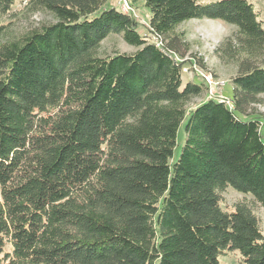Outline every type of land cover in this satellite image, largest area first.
Returning <instances> with one entry per match:
<instances>
[{"label":"trees","instance_id":"16d2710c","mask_svg":"<svg viewBox=\"0 0 264 264\" xmlns=\"http://www.w3.org/2000/svg\"><path fill=\"white\" fill-rule=\"evenodd\" d=\"M16 1L0 0V264H221L234 250L264 264V19L251 0H144L149 36L109 0H21L52 19L14 36ZM197 18L234 26L215 51L237 70L231 107L186 113L205 86L183 83L176 28ZM111 32L136 50L99 55ZM228 186L251 199L223 208Z\"/></svg>","mask_w":264,"mask_h":264},{"label":"rangeland","instance_id":"374dc122","mask_svg":"<svg viewBox=\"0 0 264 264\" xmlns=\"http://www.w3.org/2000/svg\"><path fill=\"white\" fill-rule=\"evenodd\" d=\"M211 0H200V3L204 4ZM255 9L258 11L261 19H264V0H251ZM117 0L107 1L105 7L117 6ZM130 7L129 14L137 22V31L142 35L149 36L148 31V19L149 10L144 4V0H128ZM122 11V10H120ZM51 15L45 11H30L25 2L17 0L11 7L9 14L4 18V22H7L11 28L13 35H17L30 27H35L42 22L51 21ZM176 31L184 33V40L188 44V50L185 52L184 57L175 55V59L181 64V78L183 83L186 81L200 82L198 74L200 71L210 73L212 77L217 81L218 85L216 93L219 97L229 99L231 96V77L236 73L237 67L235 62L227 61L220 57V54L215 51L217 45L227 36L232 35L235 32L233 25L225 23L218 19H190L182 22ZM151 41H155L153 36L149 37ZM136 50V47L126 43L120 33H109L100 43L98 53L101 56L110 55L114 52H126L130 53ZM197 58L201 59L200 65L197 62ZM261 101L254 106L255 110L264 114V93L260 95ZM208 99L206 90L197 97L192 98L186 105V113H188L194 106L204 100ZM230 105V104H227ZM252 114L250 116H254ZM240 117H243L240 115ZM182 125L177 131V147L175 154L178 153L179 147L183 141ZM247 199L250 200V195H244L228 186L222 192L221 206L225 209H230L232 204L236 201ZM255 213L259 216L262 224L264 235V207L257 203H253ZM221 264H243L239 257L237 250L230 251L225 255L219 257Z\"/></svg>","mask_w":264,"mask_h":264},{"label":"built area","instance_id":"2783aa9c","mask_svg":"<svg viewBox=\"0 0 264 264\" xmlns=\"http://www.w3.org/2000/svg\"><path fill=\"white\" fill-rule=\"evenodd\" d=\"M117 3H119L117 6L122 10V12L129 14L130 7L128 5V0H117ZM155 38V37H154ZM156 45L159 44V41L155 38ZM198 77L200 78V81L203 83L205 86L206 93L208 95V98L211 99H216L220 101H225L227 104H230L229 106L231 107V101L229 99L221 98L219 97L216 93V88H217V81L212 77L210 73L200 71L198 74Z\"/></svg>","mask_w":264,"mask_h":264}]
</instances>
